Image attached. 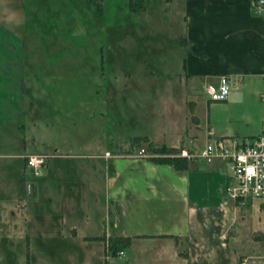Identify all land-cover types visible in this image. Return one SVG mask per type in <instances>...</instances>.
Returning <instances> with one entry per match:
<instances>
[{"label": "crops", "instance_id": "1", "mask_svg": "<svg viewBox=\"0 0 264 264\" xmlns=\"http://www.w3.org/2000/svg\"><path fill=\"white\" fill-rule=\"evenodd\" d=\"M146 1L142 0V6L134 10L127 5L129 17L118 22L128 24L138 20L141 13L146 15ZM150 1L154 5L163 3L166 25L176 27L168 39L174 40L178 52L175 51L167 62L176 66L185 90L203 95L202 99H186L188 107L181 121L170 129L176 141L153 142L147 134H134L127 141L114 140L112 151L104 147L101 152L94 146L93 139L97 135L85 130L84 125L79 126L80 131L69 132L67 125L74 119L91 116V105L95 102L90 97V86L82 84L79 88L83 96L77 101L67 97L69 102L65 104L58 98L60 90L64 85L62 91L69 95L74 92L75 85L35 84L34 95L30 97L32 84L28 83V73H36L35 69L46 63L39 54L49 55L53 41H73L74 37H82L86 42L82 51L87 53L93 34L85 30L80 35L71 31L47 33L36 25L37 22H31L32 12L26 0H8L7 4L0 0V140L9 144L16 136L21 141L14 152L11 149L9 153H0V157L7 156L16 162L22 158L24 168H27L25 157L29 154L64 160L89 155L102 160V164L90 163L89 169L94 171L95 164L102 166L106 207L112 208L119 226L118 232L109 235L107 247L111 252L112 240L119 244L127 238L126 244L130 246L131 241H135L139 253L132 254L134 264H264V228L247 231L245 218L248 215L238 216L237 205L226 193L228 178L222 163L187 160L185 168L174 169L147 156H138L131 149L134 136H145L154 145L196 149L193 143L197 138H201L202 144L211 136L249 141L258 133L264 117V105L258 98L264 90V13L253 10L252 0ZM102 15L98 16L99 20ZM40 20L41 24L45 21ZM153 20L148 14L144 18L156 31ZM31 24L35 32L29 31ZM61 48L67 56H75V50L68 45ZM222 74L228 78L227 96L222 100L208 99L203 85L217 84ZM49 103L54 106L49 108ZM198 105L202 106V111L197 109ZM28 111L33 124L45 127L51 123L57 127L56 140L51 143L53 152H25L27 144L24 136L21 138L24 123L20 119L28 116ZM12 122L14 124H10ZM76 147H82V152L76 153ZM107 160L111 161L106 163ZM44 168L51 176L59 175L57 169L65 170L62 165L49 167L47 161ZM67 169L73 170L71 164ZM42 183L45 181H40ZM37 185L30 182L28 192L33 194ZM0 222L6 230L11 227L10 218L1 217ZM141 247L146 250V258L140 254Z\"/></svg>", "mask_w": 264, "mask_h": 264}, {"label": "rangeland", "instance_id": "2", "mask_svg": "<svg viewBox=\"0 0 264 264\" xmlns=\"http://www.w3.org/2000/svg\"><path fill=\"white\" fill-rule=\"evenodd\" d=\"M7 1L2 0L4 4ZM147 1L146 15L141 13L138 20L125 24L118 20L129 17L127 0H26L32 12L31 22H37L36 25L47 33L71 31L80 35L85 30L93 34L87 53L82 51L86 43L82 37H74L73 41H53L49 55L39 54L46 63L37 67L36 73H28V83L32 84L30 97L34 95L35 84L75 85L72 94L62 91L64 85L60 90L58 98L64 104L69 102L67 97L74 101L82 97L79 87L88 84L90 97L95 102L91 105V116L74 119L75 125L71 122L67 129L80 131L79 126L84 125L85 130L97 135L93 139L94 146L100 151L104 147L112 151L114 140L127 141L134 134H147L153 142L176 141L170 129L181 121L188 107L186 99L203 97L185 90L176 66L167 62L178 50L174 40L168 39L176 27L166 25L165 5ZM147 14L153 16L156 31L145 23ZM40 18L45 20L42 24ZM99 21L102 23L98 24ZM29 27L30 32H35L33 24ZM44 38L47 37L44 35ZM66 45L76 51L75 56L60 51ZM154 45L155 50L152 49ZM48 106L54 105L49 103ZM197 109L203 110L199 105ZM30 113L28 111V116L20 119L24 123L21 138L24 136L27 144L25 152H53L51 143L56 140L57 127L51 123L45 127L33 124ZM18 138L15 136L9 144L0 140V153H9L11 149L14 152L21 142ZM193 145L198 151L201 138ZM81 148L76 147L75 152H82ZM139 148H143L144 156L158 155L151 153L147 142L142 140L134 142L131 149L137 153ZM45 157L49 167L62 165L65 170L57 169L59 175L51 176L44 168L42 174L45 176L37 178L23 167L22 158L16 162L7 156L0 157V221L1 217L10 218L11 224L6 230L0 222V264H134L132 254L139 253L135 241H131V246L121 247L122 255L111 254L107 247L109 235L118 232L119 226L112 208L106 207L102 166L95 164L94 171L89 169L90 163L102 160L89 155L65 160L50 155ZM68 164L73 170L67 169ZM40 181L45 183L40 184ZM30 182L38 183L32 195L27 190ZM235 204L238 216L248 215L245 218L247 231L264 228V195ZM141 249L140 254L146 258V250Z\"/></svg>", "mask_w": 264, "mask_h": 264}, {"label": "built area", "instance_id": "3", "mask_svg": "<svg viewBox=\"0 0 264 264\" xmlns=\"http://www.w3.org/2000/svg\"><path fill=\"white\" fill-rule=\"evenodd\" d=\"M252 6L255 12L264 13V0H252ZM228 91V78L224 74L219 76L217 84L203 85V93L210 100H222ZM258 98L264 105V90L258 94ZM137 155L144 156L143 148L138 149ZM174 155L187 160L200 159L206 164L213 161L222 163L228 178L226 193L234 202L242 204L246 199L264 195V117L258 133L249 141L235 137L211 136L198 151L180 147ZM45 162L46 157L43 154H29L25 157V165L34 176L42 174ZM117 254L123 253L119 250Z\"/></svg>", "mask_w": 264, "mask_h": 264}, {"label": "trees", "instance_id": "4", "mask_svg": "<svg viewBox=\"0 0 264 264\" xmlns=\"http://www.w3.org/2000/svg\"><path fill=\"white\" fill-rule=\"evenodd\" d=\"M129 3V8L131 10L137 9L142 6V0H127ZM147 142V148L151 153L158 154V155H152L148 158L156 163H164L171 165L174 169H181L185 168L187 159L180 156H174L172 154L177 152V147L174 146H166L164 144L160 145H154L151 142L147 141L145 136H134L131 139V144L138 143V142ZM127 239V238H126ZM126 239H123L122 243H117L116 241L110 242V249L112 254H117V252L120 250V248L126 244Z\"/></svg>", "mask_w": 264, "mask_h": 264}]
</instances>
